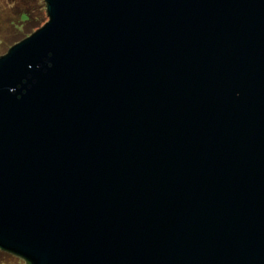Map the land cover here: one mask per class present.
Returning <instances> with one entry per match:
<instances>
[{
	"label": "water",
	"instance_id": "95a60500",
	"mask_svg": "<svg viewBox=\"0 0 264 264\" xmlns=\"http://www.w3.org/2000/svg\"><path fill=\"white\" fill-rule=\"evenodd\" d=\"M44 3L0 57V251L264 264V0Z\"/></svg>",
	"mask_w": 264,
	"mask_h": 264
},
{
	"label": "rangeland",
	"instance_id": "374dc122",
	"mask_svg": "<svg viewBox=\"0 0 264 264\" xmlns=\"http://www.w3.org/2000/svg\"><path fill=\"white\" fill-rule=\"evenodd\" d=\"M31 8L35 19L24 23L20 18L21 16L24 19V14L20 15L18 10ZM47 20L44 0H0V57L14 44L40 28ZM0 264H25V261L0 251Z\"/></svg>",
	"mask_w": 264,
	"mask_h": 264
},
{
	"label": "trees",
	"instance_id": "16d2710c",
	"mask_svg": "<svg viewBox=\"0 0 264 264\" xmlns=\"http://www.w3.org/2000/svg\"><path fill=\"white\" fill-rule=\"evenodd\" d=\"M41 9H42V7H41ZM41 9H38V10H41ZM18 12H20L19 13L20 15L24 14V19H22V17L20 16L21 20H24L23 21L24 23L31 22V21H33L35 19V16L33 15V12L34 11L32 10V8L31 9H28V10L19 9ZM5 253H7V252H5ZM25 264H26V262H25Z\"/></svg>",
	"mask_w": 264,
	"mask_h": 264
}]
</instances>
